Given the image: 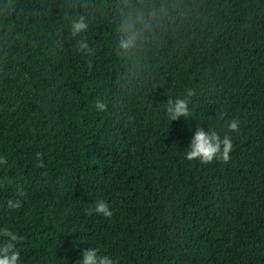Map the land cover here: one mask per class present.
Returning <instances> with one entry per match:
<instances>
[{"label":"trees","instance_id":"16d2710c","mask_svg":"<svg viewBox=\"0 0 264 264\" xmlns=\"http://www.w3.org/2000/svg\"><path fill=\"white\" fill-rule=\"evenodd\" d=\"M197 128L231 137L226 161L186 158ZM5 226L21 264L89 247L115 264H264V0H0Z\"/></svg>","mask_w":264,"mask_h":264},{"label":"clouds","instance_id":"9594fccd","mask_svg":"<svg viewBox=\"0 0 264 264\" xmlns=\"http://www.w3.org/2000/svg\"><path fill=\"white\" fill-rule=\"evenodd\" d=\"M126 28L125 37L121 39L120 46L127 49L135 44L139 38L140 26L147 23L144 19L143 12L137 9L134 13H129L125 16ZM83 17L75 21L72 25L73 33L79 32L86 28ZM86 47V44H82ZM97 108L102 109L104 105L97 102ZM169 112L173 118L186 114V102L182 99L175 101L174 107L169 108ZM227 127L233 131L238 130V121L232 119L228 122ZM232 149V139L229 135H219L216 131H205L203 128H197L191 136L188 151L185 153L187 159L192 160L199 158L203 162L212 161L214 158L227 160L229 152ZM9 209L20 208L18 199L12 198L7 201ZM94 210L96 213L110 216L111 211L105 200L95 202ZM0 234L9 236L8 240H0V264H21L19 251L14 246V241L17 239L15 233L10 231L8 226L0 228ZM72 264H115L113 258L108 254H102L97 248L89 247L81 249L77 258L72 261Z\"/></svg>","mask_w":264,"mask_h":264}]
</instances>
